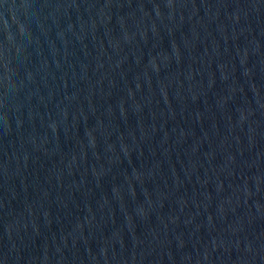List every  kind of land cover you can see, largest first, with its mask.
I'll return each instance as SVG.
<instances>
[{"label":"water","instance_id":"95a60500","mask_svg":"<svg viewBox=\"0 0 264 264\" xmlns=\"http://www.w3.org/2000/svg\"><path fill=\"white\" fill-rule=\"evenodd\" d=\"M264 0H0V264H261Z\"/></svg>","mask_w":264,"mask_h":264}]
</instances>
